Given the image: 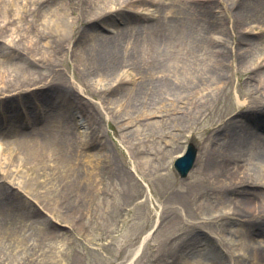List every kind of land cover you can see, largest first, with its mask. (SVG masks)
<instances>
[{
	"label": "bare ground",
	"instance_id": "obj_1",
	"mask_svg": "<svg viewBox=\"0 0 264 264\" xmlns=\"http://www.w3.org/2000/svg\"><path fill=\"white\" fill-rule=\"evenodd\" d=\"M156 1L0 0V264H37L41 257L59 264L63 250L53 243L81 235L84 219L106 212L110 188L135 200L133 172L112 162L98 122L74 112L94 117V104L81 97H133L137 110L115 106L112 112L131 122L165 114L171 129L192 132L177 157L195 152L184 195L158 205L161 215L148 233L160 241L154 246L161 259L264 264V239L254 242L248 234L264 233V60L243 66L249 91L260 96L239 90L245 100L236 103L227 92L229 69L234 58L252 57L250 31L221 40L214 34L225 35L223 20L203 19L208 7L202 0ZM263 1L245 0L243 11ZM97 3L96 19L148 5L145 22L108 35L73 17ZM171 133H161L165 146L175 137ZM97 147L105 151L93 154ZM41 211L48 219L40 218ZM38 229L42 238L34 234ZM36 246L43 250L38 256L30 252ZM11 248H21L14 259ZM141 250L108 264H132ZM73 264H82L80 258Z\"/></svg>",
	"mask_w": 264,
	"mask_h": 264
},
{
	"label": "rangeland",
	"instance_id": "obj_2",
	"mask_svg": "<svg viewBox=\"0 0 264 264\" xmlns=\"http://www.w3.org/2000/svg\"><path fill=\"white\" fill-rule=\"evenodd\" d=\"M244 1L202 0L208 7L205 15L201 16L203 19L209 16H216L223 20L222 27L225 30V35L216 33L214 34L215 36L221 40L229 41L231 34L245 30L250 31L248 38L255 44L251 45V50H254L251 52V58H248L247 55L240 58L236 57L233 60L235 68L229 69L231 85L228 87L227 92L236 103L238 100L241 102L245 100V98L239 99V97H245L240 95V91L246 94L247 97L249 95L250 97H255V94L260 96L258 91L257 93L253 89L251 92L249 91L248 81L250 75L243 73V66L254 65L264 60V1L250 6L249 11H243L244 4L242 2ZM156 2H159V0ZM93 6L90 7L86 15L77 16V14H74L73 17L80 20L82 18L86 26L93 29V31L108 35H114L116 31L123 29L130 22L138 25L143 24L145 20L142 19V14L146 12L148 7V5L141 6V8L136 4L129 5L96 19L93 13L95 7L99 8L100 3H97V5L93 4ZM193 6H195L194 13L196 15L200 14L201 8L198 5ZM150 8L153 9L154 7ZM239 20L241 25L237 23ZM247 47L248 43L243 45V48L248 49ZM253 84L256 85L255 83ZM248 92L250 93L248 94ZM221 97H226V94ZM81 98L91 100L92 104H94L96 109L94 117L90 119L91 115L89 113L83 115L77 110H74V112L78 117L86 119L88 122H98V126H100L104 134L103 140L107 143L108 149L106 150L111 156L112 162L115 161L119 165L124 164L129 171L133 172L135 178L132 184L136 197L135 200H132V198L128 199L121 189L113 190V188H110L111 193L107 197L108 207L106 212H95L94 219H84V229L81 235L71 236L68 234L65 239L61 240L59 238L53 243V245L55 244L56 247L59 246L63 250V256L60 258L59 264H73L76 257L80 258L82 264H108L109 262L117 261L116 258L123 254L133 253L140 245L142 250L132 261V264H177L176 262L160 258V252L154 246L155 244H160V241H155L153 231L149 236L148 233L151 231L152 225H155L158 221L159 215H161L160 212H162L163 207L158 205H161V203L169 205L177 197L169 198L172 194L180 193L184 195L183 192L186 189L185 185L189 182L190 174H187V177H182L175 167V162L184 150L186 139L188 140L192 132L185 131L180 133L171 129L173 124L168 123L169 117L165 114L162 118L152 117L150 120L149 118L139 121L137 119L131 122L127 117L119 118L118 114L112 112L111 107L114 109L115 106H120V110H137L138 100L133 99V97H107V102L103 100L105 99L104 97ZM113 98L115 99L113 100ZM218 108L219 105L216 104L214 110ZM25 112L27 110L22 111V113ZM133 113L138 115V113ZM31 114L33 113L31 112ZM59 114L66 116V112L63 111ZM120 115L126 116L125 112H120ZM2 117L3 115L0 113V119ZM66 119H68L67 116ZM154 120H166L164 123L167 124L156 126L151 124ZM204 124L205 120L197 125L201 128ZM121 129L132 132V135L130 137L123 136L120 132ZM194 131H196V128ZM162 132H165V134L169 133V135L173 132L175 135L167 146H165L166 137L161 134ZM160 135L162 139L159 138ZM133 144L136 146L135 149L132 147ZM101 149L97 147L91 152L95 154V152L105 151V149ZM107 178H109V175ZM176 181L180 182V186L175 185L173 187L172 183H176ZM251 190L254 193H260L259 188L256 187H252ZM48 216L49 213L47 211L40 212V218L48 219ZM20 224L22 226L23 222L20 221ZM38 230L34 234L38 238H42L43 233ZM248 234L250 240L254 242L259 243L260 240L264 239V233L256 231V229H251ZM159 244L158 247H160ZM20 251L21 248H11L10 256H8L14 259L20 254ZM42 251L39 246H36L30 252L36 253L35 256H38ZM39 260L40 263L37 264H45L48 259L44 261L41 257Z\"/></svg>",
	"mask_w": 264,
	"mask_h": 264
},
{
	"label": "water",
	"instance_id": "obj_3",
	"mask_svg": "<svg viewBox=\"0 0 264 264\" xmlns=\"http://www.w3.org/2000/svg\"><path fill=\"white\" fill-rule=\"evenodd\" d=\"M195 152L188 151L185 155L179 157L175 162V167L182 177H185L194 165Z\"/></svg>",
	"mask_w": 264,
	"mask_h": 264
}]
</instances>
